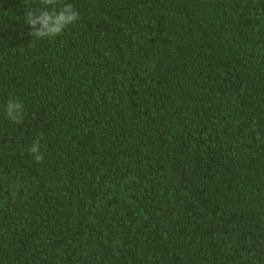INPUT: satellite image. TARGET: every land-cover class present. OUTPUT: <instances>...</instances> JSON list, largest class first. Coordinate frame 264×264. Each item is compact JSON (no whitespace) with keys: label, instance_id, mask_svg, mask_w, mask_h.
<instances>
[{"label":"trees","instance_id":"16d2710c","mask_svg":"<svg viewBox=\"0 0 264 264\" xmlns=\"http://www.w3.org/2000/svg\"><path fill=\"white\" fill-rule=\"evenodd\" d=\"M65 3L0 0V264H264V0Z\"/></svg>","mask_w":264,"mask_h":264},{"label":"clouds","instance_id":"9594fccd","mask_svg":"<svg viewBox=\"0 0 264 264\" xmlns=\"http://www.w3.org/2000/svg\"><path fill=\"white\" fill-rule=\"evenodd\" d=\"M40 2L42 6L50 5L51 8L29 10L24 15V22L31 29L29 34L35 38H55L79 19V13L71 3H65L58 7L59 0H40ZM5 113L8 120L20 123L24 115V105L16 99H9L5 106ZM40 149V140H34L28 150L37 163L44 160Z\"/></svg>","mask_w":264,"mask_h":264}]
</instances>
